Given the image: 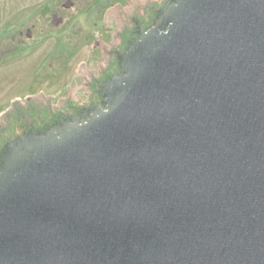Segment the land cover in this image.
<instances>
[{"label":"water","instance_id":"1","mask_svg":"<svg viewBox=\"0 0 264 264\" xmlns=\"http://www.w3.org/2000/svg\"><path fill=\"white\" fill-rule=\"evenodd\" d=\"M145 3L0 114V264H264V0Z\"/></svg>","mask_w":264,"mask_h":264},{"label":"rangeland","instance_id":"2","mask_svg":"<svg viewBox=\"0 0 264 264\" xmlns=\"http://www.w3.org/2000/svg\"><path fill=\"white\" fill-rule=\"evenodd\" d=\"M66 1L0 0V113L15 98L42 92L55 105L85 87L84 67L104 64L100 46L112 45L120 18L148 0Z\"/></svg>","mask_w":264,"mask_h":264},{"label":"flooded vegetation","instance_id":"3","mask_svg":"<svg viewBox=\"0 0 264 264\" xmlns=\"http://www.w3.org/2000/svg\"><path fill=\"white\" fill-rule=\"evenodd\" d=\"M145 3V2H144ZM144 5H147L146 3ZM141 13V16L145 17L146 15V11L144 10H141L140 11ZM101 39V37H99ZM105 43V42H104ZM120 44V43H119ZM106 45V44H105ZM94 47H98V42H94ZM108 47V46H107ZM112 48V45H110L108 47V49L110 50ZM100 49L103 53L104 51V47L103 46H100ZM103 56V61H104V64L103 65H98L96 64V68H93V62H91V64L89 65V67L87 68L86 66L84 67V71L82 72V76L80 77L81 80H82V83L87 86L88 84H93V82L96 80V79H99L101 76H102V73H103V70L107 69L108 66H109V58L108 60H106V57L104 56V54H102ZM97 63V62H96ZM102 66V69L100 68ZM77 76V74L75 75V77ZM76 80H74L75 82ZM85 87H80L77 89L76 92H74L75 94L73 95L74 99H75V102H86L89 98V92L87 90H84ZM78 90L82 91L83 95H80ZM84 96V98L82 97ZM24 102V100H23ZM25 105V103H24ZM11 106V102H10V105L8 108H10ZM50 107L53 109L55 107H60L59 103H58V100L56 102V104L54 105L52 100L50 102ZM6 108L3 112H6V110L8 109Z\"/></svg>","mask_w":264,"mask_h":264}]
</instances>
